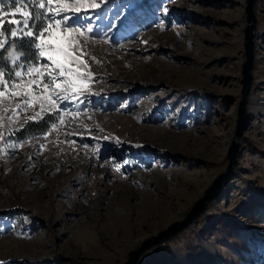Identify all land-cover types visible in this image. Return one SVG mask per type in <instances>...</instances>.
<instances>
[{"label": "rangeland", "instance_id": "rangeland-1", "mask_svg": "<svg viewBox=\"0 0 264 264\" xmlns=\"http://www.w3.org/2000/svg\"><path fill=\"white\" fill-rule=\"evenodd\" d=\"M25 1L0 9V31L35 9L50 25L39 52L71 32L74 59L56 57L63 75L47 55L0 74V264H126L137 249V264H264V0L236 164L159 243L228 171L249 1ZM73 15L93 31L47 20ZM47 115L46 133L11 136Z\"/></svg>", "mask_w": 264, "mask_h": 264}, {"label": "trees", "instance_id": "trees-1", "mask_svg": "<svg viewBox=\"0 0 264 264\" xmlns=\"http://www.w3.org/2000/svg\"><path fill=\"white\" fill-rule=\"evenodd\" d=\"M27 3L28 1H25V4ZM22 4L21 0H0V5L6 9H16ZM29 12L31 15L29 21L35 19L37 27L40 26L41 22L46 24L45 16L36 19V14L41 12L35 9H30ZM16 28L15 24L7 22L0 31V69H2L0 74L5 77L13 76L17 70L29 69L42 63L41 57H39V61L36 60L39 48L33 47L30 43L35 38L36 29H32V35L27 34V29H25L23 32L19 31V36L14 37L11 35V30ZM4 41L6 42L5 45H3ZM55 121L53 116L47 115L40 121L27 123L22 129L11 133V136L23 140L33 135L46 133ZM5 134H7L6 131Z\"/></svg>", "mask_w": 264, "mask_h": 264}, {"label": "water", "instance_id": "water-1", "mask_svg": "<svg viewBox=\"0 0 264 264\" xmlns=\"http://www.w3.org/2000/svg\"><path fill=\"white\" fill-rule=\"evenodd\" d=\"M249 1V6H248V13H249V27L247 31V36H246V53H247V62L244 66V80H243V100L241 102V107H240V117L238 121V126L237 130L234 134V140H233V145L231 147V152H230V163H229V168L228 171L220 176L214 183V185L206 192L205 196L197 202L195 207L192 209V211L188 214L186 220L181 223H176L174 224L167 232L161 234L157 238H155L152 243H159L161 241H164L167 237L171 236L172 234L176 233L177 230L186 227L189 225L191 222H193L199 215H201L204 210L207 208V205L210 201H212L216 197V192L219 190L224 183V180L230 175V173L233 170V167L236 164V153L238 151L239 144L237 143V138H239L242 135V124L245 120V107L247 104V99L250 91V86H251V68L253 66V61H254V54H253V49H254V41H253V31H254V16L252 12V5H253V0H248ZM145 246H149V243H147ZM145 249V248H144ZM141 249H137L134 252L130 253V258L126 264H137L138 262V256L139 253L141 252Z\"/></svg>", "mask_w": 264, "mask_h": 264}, {"label": "snow or ice", "instance_id": "snow-or-ice-1", "mask_svg": "<svg viewBox=\"0 0 264 264\" xmlns=\"http://www.w3.org/2000/svg\"><path fill=\"white\" fill-rule=\"evenodd\" d=\"M52 0H49V3H51ZM114 2V0H112ZM21 3H25V0H21ZM27 6V5H25ZM43 7V5H40ZM65 8H67V5H64ZM121 8L128 7L129 10L131 11V8L133 5L131 3H125L120 6ZM3 8V5H0V9ZM20 8L17 7L14 9V12H19ZM41 16H44V13H37L36 14V19H39ZM86 16V14H85ZM70 23L64 24V29L67 31L68 29H73L75 31H79L80 28H83L84 31L86 32H92L93 28L91 24L89 23L88 25H78L77 22L81 19L80 15H73L70 18L67 16H60L59 19H53V17H47V20L50 21L51 23L56 24L57 26L60 25V23L64 20H69ZM12 23L20 25L19 29H13L11 30V35H15L16 31H21L23 32L25 29L28 30V34L32 35V29L35 28V38L31 40V45L35 48H40L42 45H49L50 41H46L43 39L44 32L48 30L49 24H45L41 22L40 26L37 27L36 20H32L31 22L27 19H21V20H13ZM71 37V32H68V37L60 38L57 40L56 47L55 49H52L50 47H46L44 51H40L36 55V60L39 61L40 56L47 55L48 59L51 60L53 63H55L56 67L61 70V75H63L64 72V65L60 62V60L56 59V57L62 56L66 61H72L74 59L73 53L71 49L73 48V41L69 38ZM40 40V44H37L36 41ZM31 71V69H28ZM2 71V69H0ZM15 75H20L19 72H16ZM73 87H79V83L76 80L71 81ZM57 87L59 85L57 84ZM2 95V93H0Z\"/></svg>", "mask_w": 264, "mask_h": 264}]
</instances>
